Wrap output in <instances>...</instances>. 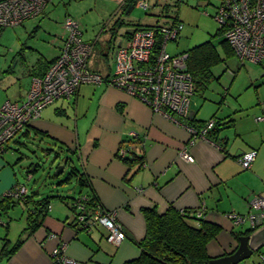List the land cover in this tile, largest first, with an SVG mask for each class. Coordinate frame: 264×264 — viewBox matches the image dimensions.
Instances as JSON below:
<instances>
[{
	"label": "crops",
	"instance_id": "1",
	"mask_svg": "<svg viewBox=\"0 0 264 264\" xmlns=\"http://www.w3.org/2000/svg\"><path fill=\"white\" fill-rule=\"evenodd\" d=\"M65 37L64 33L60 41H54L56 51L49 59L43 54L35 60L21 56L15 73L30 80L23 93L7 101L18 103L25 99L32 79L42 77L59 57ZM113 69L91 71L109 76ZM194 110L191 108L188 124L193 118L198 122L214 118L220 122L222 130L215 139L211 135L212 140L197 139L188 145L190 134L184 126L107 84L82 85L74 96L45 108L32 127L11 143L22 145L39 140L48 145L44 151L58 154L59 161L65 159L64 152L74 156L78 171L87 180V186L81 187L75 178L79 195L93 192L104 209L115 211L127 239L116 247L106 241L107 231L99 225L89 231L79 230L72 209L77 196L70 202L64 196L54 197L59 203L51 202L41 227L26 238L23 232L32 206L19 202L7 212L2 210L0 254L6 243L11 250L21 236L25 241L10 256L0 257V264H52L51 253L61 244L66 245L67 256L78 264H124L140 256L137 243L144 240L147 230L143 211L153 207L160 214L171 207L190 212L203 210L204 220L221 228L208 245L209 256L218 258L236 250L237 237L243 236L246 228L233 227L228 215H247L250 201L256 196L264 198V123L256 121L258 109L253 110V120L249 114L227 120L229 116L219 117V109L207 119ZM260 110L264 111V106ZM11 143L4 154L12 149ZM122 147L140 162H124L118 156ZM184 148L194 157L193 163L180 156ZM252 151L257 152V157L251 169L244 170L237 158ZM4 154L0 155V196L21 184L13 167L20 160L16 161L15 154L10 158ZM33 194L39 195L36 200L42 198L39 193L29 192ZM16 207L23 215L14 210Z\"/></svg>",
	"mask_w": 264,
	"mask_h": 264
},
{
	"label": "built area",
	"instance_id": "2",
	"mask_svg": "<svg viewBox=\"0 0 264 264\" xmlns=\"http://www.w3.org/2000/svg\"><path fill=\"white\" fill-rule=\"evenodd\" d=\"M116 1L123 6L127 0ZM50 2L0 0V29L21 27L27 21L42 16ZM133 5L146 11H152L154 6L151 0H134ZM214 18L220 29L225 30L224 38L241 64H261L264 61V0H221ZM63 28L66 37L59 57L42 77L32 79L22 102L6 101L0 106V155L7 151L13 140L32 127L45 108L59 99L74 96L85 84H107L120 89L147 105L152 112L181 124L190 134L188 145H193L197 139L209 140L208 134L216 126L215 120L206 122L200 128L188 125L195 95V84L188 72V54L173 56L167 51L168 43L177 41L180 36L183 29L181 22L134 30L118 44L115 67L109 76L89 68L94 44L83 40L79 22L67 17ZM256 121L264 123V112L256 117ZM130 153V150L122 147L118 156L133 159ZM180 156L187 162H194L187 148L180 152ZM256 157L257 152L252 151L243 154L237 161L244 170H249ZM27 179L31 180L32 175L28 174ZM28 194L26 185L17 184L2 194L0 200L24 202ZM87 200L86 195H81L73 202L79 229L89 231L99 225L107 231V242L120 246L127 236L117 220L116 212L102 207L88 211ZM249 206L247 215H228L233 227H246V230L252 231L264 225V198L256 196ZM196 215L203 218V210L197 211ZM65 249L66 245L61 244L52 251V264H78L67 256ZM257 264H264V254H258Z\"/></svg>",
	"mask_w": 264,
	"mask_h": 264
},
{
	"label": "rangeland",
	"instance_id": "3",
	"mask_svg": "<svg viewBox=\"0 0 264 264\" xmlns=\"http://www.w3.org/2000/svg\"><path fill=\"white\" fill-rule=\"evenodd\" d=\"M181 1L179 18L183 29L177 42L168 43V53L180 55L210 40L219 44L222 39L217 36L220 26L214 17L221 0ZM151 3H158L152 12L135 6L127 14L126 10H121L116 0H51L39 18L29 20L21 27L3 29L0 33V106L23 93L26 90L25 84L30 80L21 77L20 72L15 73L17 61L23 54L29 60H35L42 54L48 59L52 57L56 51L54 41H60V37L64 36L63 23L67 17L76 19L81 27L83 40L94 44L89 68L96 71L112 70L115 67L118 44L127 35H131L137 26L171 23L178 11L174 7V0H151ZM165 7L167 9L163 10ZM117 22L123 24L118 27ZM213 73L216 79L203 92L193 96L192 111L199 110L200 115L208 117L219 109V117L229 116L227 120L247 114L253 120L255 109L259 110L255 117L263 114L264 111L261 112L260 109L264 106V61L262 64H241L234 56L216 67ZM32 141L22 145L11 143L12 149L4 154L7 158L15 154L16 161L20 160L13 164L17 181L26 185L30 194L39 193L42 198L64 196L70 202L72 198L78 197L79 186L75 177L71 183L58 185L72 170L79 169L77 159L64 152V158H70L72 165L67 166L61 176L56 177L57 167L61 163L59 160L55 162L57 154L44 151L48 149V145H43L39 140ZM28 174L32 175L29 181ZM53 203L59 202L54 199ZM14 210L23 215L19 207ZM259 253L264 254V248L240 264H257Z\"/></svg>",
	"mask_w": 264,
	"mask_h": 264
},
{
	"label": "trees",
	"instance_id": "4",
	"mask_svg": "<svg viewBox=\"0 0 264 264\" xmlns=\"http://www.w3.org/2000/svg\"><path fill=\"white\" fill-rule=\"evenodd\" d=\"M181 3L182 1L180 0L174 4V7H176L178 11L172 18L173 23L177 21L181 22L179 18V8ZM133 4L134 0H127L123 6H120V8L121 10L123 9L127 11L129 6H132V9L135 7ZM155 6H158V3L154 4L153 10L155 9ZM165 9H167V7L163 10ZM122 24L123 23L121 22H117L116 26L118 25L119 27ZM158 27H160V25L137 26L135 30H146ZM2 31L3 29H0V33ZM224 33L225 30L219 28L217 36L222 38L219 44H215L214 40H210L195 47L191 51L186 52L188 54V72L191 74L195 84V94L203 92L208 84L216 79L213 73V70L216 67L225 64L229 59L235 56L232 48L224 38ZM194 122L198 123L199 126L194 125ZM205 123L206 122H198L196 118H193L188 125L200 128L205 125ZM221 130L222 126L220 122L216 121V126L208 134L209 140L212 138L211 135H213V138L215 139ZM121 159L130 165L140 162L135 156L133 159ZM65 161L67 162L66 167L72 165L70 158L66 157ZM73 177L77 178L81 187L87 186V180L85 179L84 173L79 172L77 169L72 170L68 177L59 182L58 185L63 186L71 183ZM81 195H86L88 198L85 203L88 211H94L97 207L103 208L93 192ZM38 197V194H33L31 196L28 194L24 201L25 205L32 206V208L30 207L31 210L28 215V227L25 232H23L24 235L26 234V238L31 236L39 227H41L44 218L49 212L50 204L54 200V197H44L40 200H36ZM78 197L75 198L73 202L76 201ZM73 202L72 209L75 211L73 208ZM17 203L19 202H13L8 199L0 200V209L1 211L4 210V212H7ZM143 212L147 222V230L144 240L137 243L141 254L138 258L124 264H209L210 261L214 259L209 256L208 245L211 241L216 239L220 233L221 228L218 225L206 222L204 218L197 217L196 211L190 212L186 209L181 211L171 207L166 213L160 214L157 208L153 207L145 209ZM77 226L79 228L78 224ZM253 231L255 230H246L243 235H249ZM239 238L240 236L237 237V239ZM24 241L23 236H21L11 250L7 247L8 245L6 243L2 249L0 257L10 256L24 243Z\"/></svg>",
	"mask_w": 264,
	"mask_h": 264
},
{
	"label": "water",
	"instance_id": "5",
	"mask_svg": "<svg viewBox=\"0 0 264 264\" xmlns=\"http://www.w3.org/2000/svg\"><path fill=\"white\" fill-rule=\"evenodd\" d=\"M132 10V6L127 9V14ZM59 156H56V160H59ZM66 161L63 159L60 165L57 167L56 177L61 176L66 168ZM2 217V212L0 214ZM264 248V225L249 235H243L239 238V245L237 249L228 255L214 258L209 264H240L245 260L250 259L254 253H258Z\"/></svg>",
	"mask_w": 264,
	"mask_h": 264
}]
</instances>
